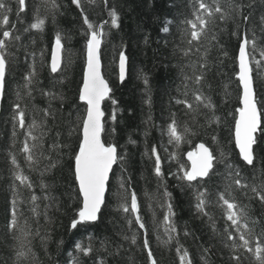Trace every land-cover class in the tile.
Listing matches in <instances>:
<instances>
[{
  "label": "trees",
  "instance_id": "1",
  "mask_svg": "<svg viewBox=\"0 0 264 264\" xmlns=\"http://www.w3.org/2000/svg\"><path fill=\"white\" fill-rule=\"evenodd\" d=\"M3 2L11 12L7 13L9 23L0 26V38L4 30H9L11 37L6 42L8 66L0 111V264H14L19 248L15 239L19 232L8 227L13 200L18 224L30 230L31 255L23 264H148L147 250L143 249L146 238L157 264H180L177 246L189 253L191 264H236L230 258V248L225 246L231 243L224 231L230 222L225 219L219 194L244 207L257 221L255 232H261L264 203L252 188L264 191V134L258 133L253 165H246L232 139L241 92L236 80L239 40L233 33H246L249 41H254L248 46L255 57L251 62L253 86L258 109L264 110V0H218L229 14L227 19L221 21L215 14L197 40H192L187 21L195 20L193 13L199 0H80L81 7L73 0H54V18L43 0H25V11L19 16L15 0ZM204 2L216 6L215 0ZM235 5L243 6L240 13ZM113 10L118 16L116 28L111 26ZM37 15L45 21L42 31L30 27ZM85 16L98 29L103 25L102 72L112 89L111 99L117 103L112 105L108 99L103 104L107 132L102 139L116 146L120 159L112 169L98 220L87 229L78 226L79 230H73L70 224L78 209V188L71 165L79 133L77 124L85 114V106L78 99L86 59ZM242 16L248 17L247 22ZM164 27L169 30L164 32ZM57 33L64 51L61 69L51 73V49ZM15 36L20 39L15 40ZM120 51L127 57L123 81L119 79ZM33 69L35 76L28 84L25 76ZM196 95L210 100L212 107L196 101ZM177 100L186 101L191 109ZM16 103L25 111V129L14 123ZM113 112L115 121L111 120ZM173 119L180 131L186 125L192 133L179 149L169 143L167 134ZM33 120L41 127L33 133L39 138L28 140L29 145H37L33 150L35 162L29 165L22 148L27 125ZM198 143H204L217 156L220 148L228 154L224 162L215 164L218 174L205 179L207 215L197 211L193 190L183 187L176 178L179 164L188 165L186 152ZM153 147L161 161L160 178L154 173ZM173 152L176 159L172 158ZM53 162L55 167L45 172ZM229 163L239 169V178L246 187L238 188L234 183L237 177H228ZM15 171L26 178L25 183L15 179ZM41 181L46 187H41ZM165 190L171 194L172 221L177 229L169 243L163 242L168 239L163 223ZM132 192L137 195L146 233L119 207L124 202L130 204ZM128 219L133 221L131 226ZM133 234L136 243L132 242ZM76 243L83 247L90 244V253L76 252ZM238 254L241 264H256L252 254L242 249Z\"/></svg>",
  "mask_w": 264,
  "mask_h": 264
},
{
  "label": "snow or ice",
  "instance_id": "2",
  "mask_svg": "<svg viewBox=\"0 0 264 264\" xmlns=\"http://www.w3.org/2000/svg\"><path fill=\"white\" fill-rule=\"evenodd\" d=\"M18 5L17 15L25 11L26 3L25 0H15ZM43 2L48 5V11L53 13V18L55 11L57 10V5L54 0H43ZM73 3L77 7H81L80 0H73ZM215 8L210 7L204 2V0H199L198 8L194 11L195 20L187 21L191 26V38L192 40H197L202 32L206 29L209 21L215 14H219L221 21L227 19L228 13H226L215 0ZM230 7H232L230 5ZM242 5H235V10L240 13ZM11 12V8L8 7L3 0H0V13L2 19H0V26L7 25L9 23V17L7 13ZM83 14V13H82ZM242 14V13H241ZM111 16V26L113 28L118 27V16L113 10L110 13ZM243 20L247 22L248 17L242 16ZM264 19V18H262ZM44 19L40 18L38 15L35 18V22L31 24V28L43 30ZM83 23L87 26L86 33V62L83 69L82 83L78 89V99L80 103L85 106V114L80 119L77 124L79 129L77 146L73 150L71 171L74 174V181L78 187V209L75 216L71 220L70 228L73 230H79L78 226L87 229L90 225L94 224L101 213V208L105 203V191L106 186L109 181V173L111 172L113 165L117 163L120 159L117 148L113 144H106L102 140V134L107 132L106 121L104 119L105 112L102 110V103L108 99H111L112 89L109 83L101 74V61H100V48L102 43L103 25L98 29L91 23L85 16ZM14 27V26H13ZM169 29L167 27L163 28L164 32ZM233 35L238 37V56L236 57L238 64V71L236 72V80L239 83V88L241 90L239 95L240 107L236 109V115L234 116V128L232 131V139L234 140L235 149L238 150L239 158L247 165H253L255 158V146L258 145L259 137L258 133L264 134V110L258 109L257 99L254 93L253 78H252V68L250 63L255 61V57L252 56V52L248 50L250 43L254 45V41H249L247 34L240 35L234 32ZM11 33L9 30H4L2 33V38H0V96H3L5 90L6 72L8 61L6 59L7 53V41H9ZM15 40H19V36L14 37ZM215 38V36L213 37ZM64 51L62 45V37L60 33L55 36V42L51 49V63L50 71L51 73H57L61 69V58ZM252 51H255L253 47ZM264 55V52H262ZM127 57L124 51L119 52V79L121 81L125 78V65ZM259 67V63L257 62ZM203 67V65H201ZM35 76V70L28 73L25 76V80L28 84H31L32 77ZM200 77H197V81ZM25 87H28L26 84ZM48 96L50 93H43ZM31 95V92H28ZM19 99V93H17ZM196 101L203 102L204 106L211 108L212 105L210 100L201 95L195 96ZM179 103H184L185 106L191 109V105L186 101H176ZM112 105H115L117 101L111 99ZM13 120L14 123H18L19 128L25 129V111L21 109L20 103H16L13 107ZM48 112L45 110V116ZM115 112L111 116V120L115 121ZM218 122V121H217ZM35 120L27 125V130L25 132L26 140L24 142L22 152L26 154L25 159L31 165L34 163L33 150L37 147L35 143L29 145L28 140L36 141L39 137L34 135V130L40 128ZM114 132V129H113ZM167 134L169 136V143L173 144L176 149H179L181 143L185 142L187 137L191 135V129L188 126L183 127V131H180L175 119L172 123L168 125ZM213 142L216 143V137L214 136ZM55 147H61L60 145H55ZM219 155L217 156L213 150H210L204 143H199L195 146L194 150L187 153V160L189 165L183 163L179 164L178 171L176 173L177 180L181 181L183 187L191 188L193 190L196 203V209L199 213L207 215L205 212L206 208V196L207 187L205 186V179H211V176L218 174L215 171V164L224 162L227 158V153L220 148ZM151 155L156 157L154 173L160 178L161 173V161L160 157L157 155V150L155 147L151 150ZM172 158L176 159V153L173 152ZM13 165H16L15 157L12 160ZM49 167H55V163L45 167L46 172ZM226 170L228 177H237L234 180L235 185L238 188H244L246 185L239 178V169L235 168L232 164H226ZM43 175V172L41 173ZM14 177L23 184L26 178L19 172H14ZM197 182V183H193ZM31 188L32 185L28 184ZM41 187L44 188L46 185L41 181ZM229 187H231L229 185ZM121 188L124 189L125 185L122 182ZM204 188L203 191L199 190ZM15 191V186L13 188ZM252 192L264 203V191H258L256 187L252 188ZM163 196L165 198L166 212L164 215V231L167 235V241L164 243H169L173 240L174 235L177 231L172 217L174 216L173 206L170 202L171 194L164 191ZM48 199L47 196L44 197ZM33 201L37 198L32 197ZM219 201L223 202V207L225 209V219L230 222L227 224L224 231L227 233V241L231 243H226L225 246L229 247L232 255L231 259L236 262V264H241L239 250H244L255 257L256 264H264V227L261 228V232L257 234L255 232V227L257 221L252 220L245 208L240 206L234 200H229L225 198L223 193L219 194ZM47 207V206H46ZM120 209L129 214L130 217H134L135 224L139 226L140 229L147 232L145 223L143 222L141 216L139 215L138 200L135 192L130 195V204L124 202L119 205ZM35 212V209H33ZM132 219H128V223L131 226ZM9 230L13 232H19V235L15 237L19 248L16 251V258L14 264H23L29 255H31L30 241H28V236L30 235V230L26 229L24 226L18 224L17 214L15 210V200H13V212L11 216V221L8 225ZM231 229V230H230ZM39 233L37 232V235ZM187 235V233H185ZM127 239V237H125ZM91 239V238H90ZM160 240V237L157 236ZM237 240L239 243H237ZM132 242L136 243V235L133 234ZM253 242L255 247H252ZM143 249L147 250V261L148 264H157V261L153 257V252L150 250L149 240L146 238L143 242ZM76 252H82L84 255H88L91 251V245L88 247H83L80 243L75 244ZM177 255L179 257L180 264H191L188 259L189 253L186 250H182L181 247L177 246ZM74 264L76 262L74 261Z\"/></svg>",
  "mask_w": 264,
  "mask_h": 264
},
{
  "label": "water",
  "instance_id": "3",
  "mask_svg": "<svg viewBox=\"0 0 264 264\" xmlns=\"http://www.w3.org/2000/svg\"><path fill=\"white\" fill-rule=\"evenodd\" d=\"M237 56H238V54H237ZM100 61H101V59H100ZM86 62V61H85ZM50 63H51V58H50ZM119 65V64H118ZM126 69H127V66L125 65V77H126ZM101 74H102V76H103V73H102V63H101ZM104 77V76H103ZM2 98H3V96H0V111H1V102H2ZM104 103V102H103ZM103 103H102V106H103ZM237 152H238V150H237ZM239 154V153H238ZM186 160H187V155H186ZM188 161V160H187ZM189 163V162H188ZM115 165V164H114ZM114 165H113V167H114ZM113 169V168H112ZM111 172H112V170H111ZM111 172L109 173V180H110V175H111ZM109 182V181H108ZM107 186H108V184H107ZM107 186H106V191H105V195H106V192H107ZM78 188V187H77Z\"/></svg>",
  "mask_w": 264,
  "mask_h": 264
},
{
  "label": "bare ground",
  "instance_id": "4",
  "mask_svg": "<svg viewBox=\"0 0 264 264\" xmlns=\"http://www.w3.org/2000/svg\"><path fill=\"white\" fill-rule=\"evenodd\" d=\"M50 58H51V56H50ZM119 67V66H118ZM250 67H251V63H250ZM254 87V86H253ZM254 93H255V91H254ZM102 110H103V106H102ZM245 163V162H244ZM246 164V163H245ZM247 165V164H246ZM249 166V165H248ZM108 187V186H107ZM107 193V192H106ZM106 196V195H105Z\"/></svg>",
  "mask_w": 264,
  "mask_h": 264
}]
</instances>
